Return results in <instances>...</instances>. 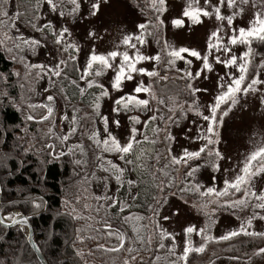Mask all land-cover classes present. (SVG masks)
<instances>
[{
	"label": "rangeland",
	"instance_id": "1",
	"mask_svg": "<svg viewBox=\"0 0 264 264\" xmlns=\"http://www.w3.org/2000/svg\"><path fill=\"white\" fill-rule=\"evenodd\" d=\"M15 3V0H9V3L4 5L7 6L8 11V17H5L4 20H8L10 24L14 23V27H9L6 24L9 29H3L1 35L3 38L7 37L8 40L5 41L9 43L8 48L11 49L10 52L7 50L8 55L12 59L15 57L13 59L15 73L24 78L28 90L27 96L31 95L26 106L31 107L29 114L33 117L32 121L36 122L39 117L46 114V108L43 105L51 104L54 108L51 116L54 119L53 128L58 136L62 137L68 133L75 110L76 131L69 136L68 140L61 139L63 151L75 150L77 157L86 161L85 164L89 169V174L94 178V186L99 196H111L119 201L118 191L121 183L118 184L113 178L114 170L107 163L108 161L120 168H126L122 179L125 175L127 180H133L129 174L131 166L125 165L118 153L105 152L102 150V146L98 148L94 140L89 139L95 132L96 139L104 140L106 136L104 118L107 119L108 131L121 144H124L130 136L131 128H137L135 138L141 141L143 131L147 127L144 121L158 113V120L163 115H167L165 124L167 126L171 123L169 138L171 139L172 157H184L185 151L193 152L204 148V151H207L205 159L214 161V167L211 164L206 165L204 162L195 164L192 168L195 171L191 175L188 174L189 171L185 170V163L180 164L177 168L178 182L185 183L187 191L182 195L173 192L166 198L158 212L156 222L163 232V238L170 235L174 239V245L167 248V251L164 250V247L162 248L160 255L154 259L156 264H184L185 259L181 257L184 253L185 241H187V246L194 251V249L204 247L210 239H221L231 232H236L237 235L246 232L264 233V219H261L264 217V208L256 206L264 201L249 195L244 197V204L230 206L225 203L243 197L245 188L249 193L255 192L259 195L264 191V173L251 177L246 185L241 186L240 192L229 189L227 195L221 196L206 192L209 187L214 188L217 192L224 189V181L231 182L240 174L243 163L249 154L264 146V103H262L264 100V67L257 69V65L264 59V55L260 53L261 49L258 48V45L255 46L252 43V39L258 37H246L247 43L240 41L235 44L229 43L230 37L239 36L240 28L248 29L253 26L257 13L261 18H264V0H247V3H242V0H234L232 7L228 6L227 0H224L222 4L220 0H209L208 4H205V0H164L163 5L159 0H76V5L71 4L69 0H54L57 5L55 11L48 4V0H42L38 14L34 15L31 24L20 17L16 18L14 22L10 20L14 13L19 12ZM94 3L98 4L97 9H92L91 6ZM142 3L146 6L145 12L138 5ZM213 6L219 7L220 14L225 19H216ZM186 8L189 10L206 9L211 15L200 14L199 22H193L189 17L184 16ZM229 16L232 17L230 26L226 19ZM177 19L181 20L182 24L174 25L173 21ZM141 24L145 27H138ZM64 28H67L68 31L64 33L60 43L57 44L55 42L56 35H59ZM217 30H219V44L217 45V41L213 38L211 42L217 46L209 49V36ZM18 36L23 39L38 40L40 44L32 48L21 40L14 39ZM125 37L130 38L128 44L123 42ZM161 41L164 43L163 49L168 54L164 56L168 58L163 61H161L159 46ZM65 47H67V51H62ZM182 47L196 50L201 57L207 56L210 69L203 67L202 59L192 57L188 53H181L183 58H174L169 55L173 49L178 50ZM225 48L228 51H225ZM249 49L251 52L246 59L250 63L245 84L242 87L251 82L252 77L257 75V71L258 79L262 83L253 85L255 89H258L257 91L237 93L236 103L228 102L231 104L230 109L227 106H222L221 110L227 111V114L223 115L215 125V134L212 136L213 143L209 144L210 134L207 133V121L203 119V116L209 115V105L213 104L215 96L220 94V85H227L230 83L231 77L240 75L237 65L240 63V58ZM111 51L127 53L133 59L137 53L149 57L159 55L161 59L159 61L149 59L138 61L135 64L137 69L144 68L148 72L154 71L156 75L149 76L136 71L131 73L132 79H124L118 89L113 88L112 82L121 64L122 55L115 58L109 57L111 67L103 68L96 62L89 70L90 74L84 80L79 81L80 87L85 89L84 94L88 98L86 99L88 103L85 106L80 103H66L54 86L58 77H50V74L46 72L47 67L55 66L59 60L67 61L69 56H75L81 75L93 52L107 57ZM254 51H256V56ZM232 56L237 58V62L228 67L216 59L219 57L223 61ZM254 57H256L255 61ZM187 61H191V63H187ZM25 65H43L44 68H26ZM158 65L163 66V69L167 71L164 74L166 79H175L174 83L177 85L185 84L191 88L193 101L187 104L177 102L178 104L171 105L165 99L164 94L162 97L160 96L153 84V81L161 82ZM62 67L63 65H61ZM97 70L100 71L99 75H97ZM197 71L201 73L200 76L195 75ZM188 73L192 74L191 78L187 75ZM88 80L94 82L93 87L87 86L86 81ZM96 84L103 85V90L107 91V95H101L102 89L95 86ZM138 84L150 88V92L135 93L133 90ZM170 89L173 90V87ZM161 90L166 93L164 86H161ZM49 95L54 97L53 102L47 100ZM127 95L148 99L149 105L146 109L143 106L135 108L130 106L125 109L116 104L119 97ZM97 97H99L98 101ZM160 99H163V104L158 103ZM96 104L98 107H94ZM178 105L182 108L183 114L171 120L169 118L171 115L167 114V110H171L172 114H175ZM117 108L119 110L114 111ZM219 114L218 110V116ZM131 117H139L140 123H134L130 119ZM116 120L119 121L118 127L113 123ZM160 136L159 134L158 139L161 138ZM75 145L82 146L83 155L81 148H76ZM217 151L220 154L219 157L215 155ZM97 157H102V159H97ZM190 160L188 159L187 162ZM98 165H103L109 171L105 172ZM104 178H107V189L104 186ZM127 180H122L125 185ZM134 191V188L131 187L128 199L123 201L127 206L130 204ZM102 202L105 206L111 203L110 200H102ZM108 209L111 213V208ZM3 216L7 221H11L8 217H13L10 214H3ZM129 216L138 219L126 220L125 218ZM126 217L124 222H129L126 227L128 236L140 249V253L132 259L128 258L127 263L131 264L132 261H136V264H145L149 254H146L144 249L148 248L154 238V228L151 229V232H147L136 213H131ZM249 221L251 222L249 223ZM188 227H192L194 230L186 234L185 229ZM23 228L27 231L26 226ZM259 241L262 239L259 238ZM261 247H264V244L256 249L255 245L249 246L248 250L252 251L249 256L244 254L240 256L223 255L210 259L208 264H264V254H254ZM120 254L122 256L124 253Z\"/></svg>",
	"mask_w": 264,
	"mask_h": 264
},
{
	"label": "trees",
	"instance_id": "2",
	"mask_svg": "<svg viewBox=\"0 0 264 264\" xmlns=\"http://www.w3.org/2000/svg\"><path fill=\"white\" fill-rule=\"evenodd\" d=\"M15 2L20 19L31 24L34 15L38 14L42 0H15ZM138 5L145 12L144 3ZM3 7L7 10V6ZM4 18L0 17V20ZM3 29L9 28L6 25L0 28V40H3V45L0 46L2 214H10L14 217L13 211L19 209L21 214L29 217L35 242L49 264H125L128 258L132 259L140 253V249L128 236L126 227L129 222H124L126 216L136 213L147 232H151L154 228V238L144 250L149 254L145 264H156L154 259L160 255L162 248L167 251V248L174 245V239L170 235L163 238V232L156 222L158 212L163 202L173 192L182 195L187 191V185L178 182L176 176L180 164L171 162L173 158L169 138L171 123L166 126L167 115H163L158 120L159 113L155 114V120L149 121L143 131L141 143L134 146L136 152H144L147 165L139 172L133 170L130 165L129 174L135 181L132 186L135 191L132 193L129 206L122 212L118 206L111 208V213L106 206L100 208L104 203L95 199L99 195L87 165L77 157L75 150L63 151L62 141L56 138L58 134L54 128L55 135L48 133V128L53 127L54 124L53 117L44 121L39 117L36 122L27 119L31 107H27L26 104L31 95L27 96L28 90L24 78L15 73L14 60L7 52L9 43L5 40L8 39L1 35ZM252 43L258 45L261 49L260 53L264 55V40L254 38ZM163 44V41L159 42L161 61L168 58L164 57L168 54L163 49ZM77 69H79L77 60L68 58L67 67L63 65L61 76L57 78L54 86L63 98L65 95L68 97L66 103H80L85 106L88 98L85 94L81 95L77 87V85L80 87L81 80L80 69L79 71ZM166 73L163 66L158 65L161 82L153 81V84L160 96L164 94L171 105L193 101L191 88L185 84L177 85L174 83L175 79H166L164 77ZM70 81L76 83L72 84ZM161 86H164L166 93L161 90ZM169 86L173 87V90ZM222 106L226 105L222 104L221 109ZM179 107L178 105L175 114L167 110L171 120L183 114L182 108ZM159 134L161 138L158 139ZM145 136L148 138L146 141L143 139ZM46 145L53 147L49 148ZM61 152L64 154L61 155ZM206 152L202 151L198 157L184 164L185 170L189 171L200 162L214 167L213 160L205 159ZM127 158L133 157L128 155ZM75 160H81L82 163L77 165L73 162ZM123 179L127 180V177L124 175ZM129 194V185L127 183L125 185L122 181L118 191L119 201H126ZM34 204H39L40 207L36 208ZM84 205L89 207L85 208ZM97 208H100L99 212L95 210ZM104 224L110 225V229H105ZM109 231L113 235H108ZM118 235L124 236L123 246L117 239ZM259 238L262 241L258 242ZM263 244L264 236L261 235L239 234L227 239H210L202 251L190 252L184 264H208L210 259L223 255L249 256L252 254V251L248 250L249 246L255 245L256 249ZM101 245L103 247H99ZM129 248L132 251H129ZM121 252L124 253L122 256ZM136 263V261L131 262V264ZM0 264H42L29 242L28 232L22 226L0 224Z\"/></svg>",
	"mask_w": 264,
	"mask_h": 264
},
{
	"label": "snow or ice",
	"instance_id": "3",
	"mask_svg": "<svg viewBox=\"0 0 264 264\" xmlns=\"http://www.w3.org/2000/svg\"><path fill=\"white\" fill-rule=\"evenodd\" d=\"M69 2L73 5H76V0H69ZM160 4L163 5L164 0H159ZM209 0H205V4H208ZM224 2V0H220V3L222 4ZM228 2V6L232 7L234 5V0H227ZM9 3V0H0V17H8V11L3 7L4 5H7ZM242 3H247V0H242ZM48 4L50 5V7L52 8L53 11L56 10L57 5L54 3V0H48ZM78 7V5H77ZM92 9H97L98 8V4L94 3L92 4ZM215 15H216V19L217 20H223L225 19V17H223L220 14V10L218 6H213ZM162 10V9H161ZM73 11H75V9H73ZM94 14V13H93ZM184 16L189 17L193 22H199V15L203 14L204 16H209L211 15V13H209L206 9H201V8H196V9H192L189 10L188 8L185 9L184 11ZM20 15L19 12L14 13L13 16L10 18L11 21H15L16 18H18ZM61 15H63V13H61ZM227 19V23L230 26L232 24V17L229 16L226 18ZM6 24H8L9 27H14V23H9L8 20H0V28H3ZM174 25H180L182 24V21L177 19L173 21ZM33 27H35V25H33ZM50 27V25H49ZM138 27L140 28H144L145 26L143 24L139 25ZM39 30V29H38ZM68 30L67 28L62 29V31L60 32L59 35H56V40L55 42L57 44L60 43L61 38L63 37L64 33H66ZM218 31H213L210 36H209V43H208V48L212 49L213 47L217 46L219 44V40L220 37L218 36ZM55 35V33H54ZM256 36L261 40H264V18H261L259 13L256 14L255 19H254V24L252 27H249L248 29H244V28H240L239 29V36H235L233 35L232 37H230L229 39V43L231 44H235L238 41L240 42H244L247 43L248 41L245 39L246 37H253ZM213 38H215V40L217 41V45H214L211 41L213 40ZM5 39H7V37H5ZM14 39L17 40H21L24 44L29 45L32 48H35L37 45L40 44V41L35 40V39H23V37L18 36L15 37ZM129 37H125L124 38V43L128 44L129 43ZM3 45V40H0V46ZM9 52L11 51V49H7ZM219 50V48H218ZM225 51H228L227 48L224 49ZM62 51H67V47H65L64 49H62ZM251 52V49H249V51L245 52L243 54V56L240 58V63L237 65V70L240 73L239 76H233L230 78V83H227V85L221 84V92L220 94H218L217 96H215L214 98V103L209 105V115L203 116V119L205 121H207V133H209V137H208V143L211 144L213 143V139L212 136L215 134V125L222 119L223 115L227 114V111L221 110V105L224 104L226 105L229 109L231 107V104H235L236 103V94L240 93V92H244V93H248L250 90L252 91H257L258 89H255L253 87V85L255 84H259L262 83L259 79H258V71H257V75L253 76L251 79V82L247 83L246 86L242 87V85L245 84V80H246V74L248 72V67H249V63L250 61L248 59H246L247 57H249ZM181 53H188L190 56L192 57H196L197 59H202L203 60V67L205 69H210V65L208 63V57L207 56H203L201 57L200 53L197 52L194 49H189V48H180L178 50L173 49L169 55L171 57L174 58H183L181 57ZM118 55H122V61L121 64L118 68V70L115 73L114 76V80L112 82V87L118 89L121 85L122 80L124 79H132V75L131 73L138 71L141 74H147L149 76H155L156 73L153 72H148L146 69L144 68H139L137 69L135 67L136 62L138 61H142V60H149V59H154L159 61L160 57L159 55H156L154 57H149V56H144L142 54L137 53L135 58L133 59V57H130L127 53L121 54L118 53L117 51H111L107 54V57L104 55H97L94 52L90 55V58L87 61L86 66L83 69V72L80 76L81 80H84L85 77L87 75L90 74L89 70L93 67V64L98 62L101 66H103V68H108L111 67V65L109 64V60L108 58H115ZM13 59H15V57H13ZM70 60H75L76 57L75 56H69ZM218 62L223 63L225 65V67H228L229 65H233L236 64L237 62V58L235 56H232L231 58L227 59V60H220L219 57L216 58ZM169 63H172V61H169ZM187 63H191V61H187ZM61 65H64V67H67V61L65 60H59L57 62V64L55 66H48L46 69V72L48 74H50L51 76H55V77H60L61 76V72H62V68ZM25 67H33V68H44L43 65H25ZM264 67V59H262L259 63V65H257V69ZM79 71V69H77ZM100 74V71L97 70V75ZM200 72L197 71L195 73L196 76H200ZM18 75V74H17ZM39 75V73H38ZM189 76V78H191V73L187 74ZM70 83L75 84V81H70ZM87 86L89 88L94 86V82L91 80L86 81ZM95 86L100 87L102 89L101 95H107V91L103 90V85H99L96 84ZM77 87L79 88V92L81 95L84 94L85 89L82 87H79L77 85ZM61 91H63V89H61ZM135 93H148L150 92V88L148 87H144L142 85H137L134 90ZM65 101L68 100V97L65 95L64 96ZM97 101L99 100V97L96 98ZM47 100L49 102H53L54 101V97L52 95H49L47 97ZM231 101V104H229L228 102ZM159 104H163L164 101L163 99L158 100ZM262 103H264V100H262ZM116 104L119 106H123V108L128 109L130 106L135 108V107H141L143 106L145 109L147 108V106L149 105V100L148 99H139L137 96L135 95H127L124 97H119L116 101ZM43 107L46 108V114L42 115L40 117L41 121L44 120H49L54 112V108L51 104H47V105H43ZM94 107H98V104L94 105ZM119 109H114V111H118ZM218 110L220 111V114L218 116ZM66 118V117H65ZM155 115L150 116L148 118V120L144 121V124L147 125L149 123V121H154L155 120ZM27 119L32 120L33 117L32 116H28ZM134 123H140L139 117H131L130 118ZM105 120V132H106V136L104 138L103 141H100L98 139H96L97 134L94 132L89 139L94 140V142L96 143L97 147H101L102 146V150L105 152H116L119 154L120 159L124 160L125 165H131L132 169L139 172L140 170L144 169L147 165V157L144 155L143 151L140 152H136L134 150V145H139L141 143V141L136 140L135 136L137 133V128L133 127L130 130V136L127 140L126 143L121 144L115 136L112 135L111 132L108 131L107 129V119L104 118ZM77 121H76V116H75V110H74V114L72 117V120L70 121V127L68 129V133L64 134L61 136H57V139H62V140H68L69 136L73 133H75L76 131V125ZM114 124L117 125V127L119 126V121H113ZM48 133H52L53 135H55L54 131H53V127H49L48 128ZM145 141L148 139L147 136H145L143 138ZM46 147H53L52 145H46ZM74 147L76 148H81V154L83 155V150H82V146L80 145H75ZM204 151V148H201L199 151H193V152H187L185 151V155L184 157H173L172 158V163L173 164H181V163H187L188 159H192V158H196L200 155V152ZM61 155H63L64 153L61 152ZM128 155H132L133 158L128 159L127 156ZM215 155L217 157H219V152H215ZM97 159H102V157H97ZM75 164L79 165L82 163L81 160H75L73 161ZM256 162V163H254ZM83 163H86V161H83ZM109 165H111L113 171V178L116 180V182L122 183V175L123 173L126 171V168H120L117 165H113L111 161L107 162ZM98 167H101L105 172L109 171L108 168H104L103 165H98ZM167 167V166H165ZM163 171V170H160ZM195 171V169H189L188 174L191 175L193 172ZM260 173H264V146L259 147L258 149H256L255 151L251 152L249 154V156L246 158L245 162L243 163V166L240 170V174H238L235 179L233 181H228L225 180L224 184H225V188L222 189L220 192H217L214 188H207L206 192L208 194H215L216 196H221V195H227L228 190L229 189H234L235 192H240L241 191V186L242 185H246L248 180L253 177L256 176ZM166 175V173H165ZM105 179V188L107 189V178ZM127 184L129 185V191H131V187L134 186L135 181L129 179L127 180ZM203 194V193H202ZM249 195L254 196L257 200L260 201H264V191H262L259 195H257L255 192H251L249 193V191L247 190V188H245L244 190V195L243 197L239 198L236 201H231L228 202L226 201V204H229L230 206H234L235 204H244L245 200L244 197H248ZM133 199H135V197H132ZM79 199V198H77ZM96 200H110L111 203L107 204L106 207L107 208H114V207H119V210L122 212L127 205L123 202V201H118L117 199H115L114 197L111 196H97L95 197ZM257 207L260 208H264V203H260L258 205H256ZM34 207L39 208L40 205L39 204H34ZM85 208H88L89 205H84ZM105 207V205H100V208ZM100 208L95 209L97 212H99ZM76 218V217H74ZM8 219H10L12 221V223H25L26 221L21 220V221H17L14 217H8ZM127 219H138L136 217H126ZM261 219H264V217H261ZM251 221H249L250 223ZM4 223V219L0 218V224ZM110 225L108 224H104V228L105 229H110ZM194 229L192 227H188L185 229V233H191ZM246 235H261L264 236V233H257V232H251V233H245ZM108 235H113V233L111 231L108 232ZM237 235L236 232H231L228 233L227 236L225 237H221V239H227L229 236H235ZM117 239L120 242V245L123 246L124 243V236L123 235H118ZM99 247H103L102 245ZM116 250V249H113ZM193 249H190L187 246V241H185V248H184V253L183 256L181 257L182 259L187 258V255L190 251H192ZM195 251L199 252L203 250V247L201 248H197L194 249ZM129 251H132L131 248H129ZM255 255H261L264 254V247L258 248L257 251L254 253ZM125 264H127V262H125Z\"/></svg>",
	"mask_w": 264,
	"mask_h": 264
},
{
	"label": "water",
	"instance_id": "4",
	"mask_svg": "<svg viewBox=\"0 0 264 264\" xmlns=\"http://www.w3.org/2000/svg\"><path fill=\"white\" fill-rule=\"evenodd\" d=\"M1 197H2V189H1V186H0V218H3L4 219V216L1 212ZM13 214H14V218L17 220V221H21V220H24L26 221L25 223H12V221H7L4 219V223L3 225L5 226H14V225H20V226H26V230L28 232V236H29V242L32 246V248L34 249V251L36 252L40 262L42 264H49L46 260V258L44 257L42 251L39 249V247L37 246L36 242H35V239H34V231H33V227H32V224L30 222V219L27 215H24V214H21V211L19 209L17 210H14L13 211Z\"/></svg>",
	"mask_w": 264,
	"mask_h": 264
}]
</instances>
